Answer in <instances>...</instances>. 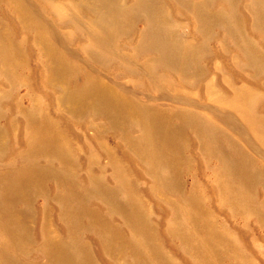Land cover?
Wrapping results in <instances>:
<instances>
[{"label": "rangeland", "instance_id": "1", "mask_svg": "<svg viewBox=\"0 0 264 264\" xmlns=\"http://www.w3.org/2000/svg\"><path fill=\"white\" fill-rule=\"evenodd\" d=\"M0 264H264V0H0Z\"/></svg>", "mask_w": 264, "mask_h": 264}]
</instances>
